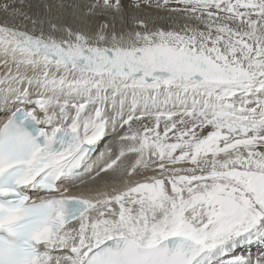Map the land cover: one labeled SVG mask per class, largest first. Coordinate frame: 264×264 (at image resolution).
I'll list each match as a JSON object with an SVG mask.
<instances>
[{"label": "snow or ice", "instance_id": "obj_1", "mask_svg": "<svg viewBox=\"0 0 264 264\" xmlns=\"http://www.w3.org/2000/svg\"><path fill=\"white\" fill-rule=\"evenodd\" d=\"M0 264H264V0H0Z\"/></svg>", "mask_w": 264, "mask_h": 264}]
</instances>
